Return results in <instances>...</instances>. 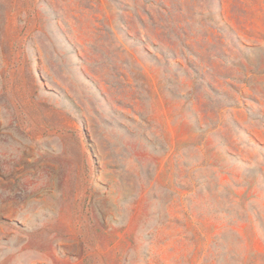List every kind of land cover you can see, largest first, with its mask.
I'll return each instance as SVG.
<instances>
[{
  "label": "rangeland",
  "instance_id": "1",
  "mask_svg": "<svg viewBox=\"0 0 264 264\" xmlns=\"http://www.w3.org/2000/svg\"><path fill=\"white\" fill-rule=\"evenodd\" d=\"M0 264H264V0H0Z\"/></svg>",
  "mask_w": 264,
  "mask_h": 264
}]
</instances>
